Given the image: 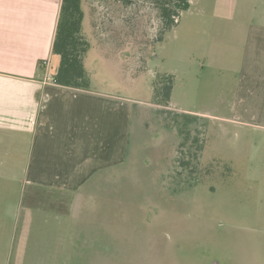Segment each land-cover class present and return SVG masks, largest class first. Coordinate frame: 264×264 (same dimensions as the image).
<instances>
[{
	"label": "rangeland",
	"instance_id": "obj_1",
	"mask_svg": "<svg viewBox=\"0 0 264 264\" xmlns=\"http://www.w3.org/2000/svg\"><path fill=\"white\" fill-rule=\"evenodd\" d=\"M219 1L190 0L162 33L147 0H83L106 97L68 125L85 135L61 162L76 181L30 180L27 142L0 156V264H264V156L221 117L240 31Z\"/></svg>",
	"mask_w": 264,
	"mask_h": 264
},
{
	"label": "crops",
	"instance_id": "obj_2",
	"mask_svg": "<svg viewBox=\"0 0 264 264\" xmlns=\"http://www.w3.org/2000/svg\"><path fill=\"white\" fill-rule=\"evenodd\" d=\"M61 4L62 0H0V156L5 149L30 143L28 177L36 183L76 181L62 170L61 162L67 163L65 153L76 150L73 145L86 148L85 135L74 129L70 134L68 125L77 123L89 105L94 108L91 100L96 96L106 97L91 88L55 81L60 57L53 52V43ZM219 15L240 31L233 104L221 117L239 129L243 151L257 148L264 156V0H220ZM88 54L85 64L93 82ZM98 123L100 119L94 123L99 129ZM248 134L261 136L258 141Z\"/></svg>",
	"mask_w": 264,
	"mask_h": 264
},
{
	"label": "trees",
	"instance_id": "obj_3",
	"mask_svg": "<svg viewBox=\"0 0 264 264\" xmlns=\"http://www.w3.org/2000/svg\"><path fill=\"white\" fill-rule=\"evenodd\" d=\"M121 1L124 6L132 0ZM153 4L163 25L162 33L172 30L179 22L183 11L190 8V0H147ZM85 11L83 0H62L53 52L60 57L55 81L62 86L88 90L91 77L86 69L85 58L90 43L84 35ZM163 40L161 36L159 41ZM172 84L165 85L166 102L171 99Z\"/></svg>",
	"mask_w": 264,
	"mask_h": 264
}]
</instances>
